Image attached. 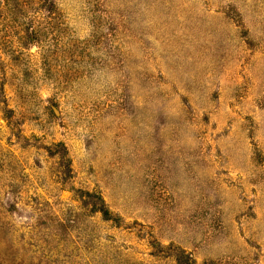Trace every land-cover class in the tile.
Wrapping results in <instances>:
<instances>
[{
    "label": "rangeland",
    "instance_id": "374dc122",
    "mask_svg": "<svg viewBox=\"0 0 264 264\" xmlns=\"http://www.w3.org/2000/svg\"><path fill=\"white\" fill-rule=\"evenodd\" d=\"M0 264H264V0H0Z\"/></svg>",
    "mask_w": 264,
    "mask_h": 264
},
{
    "label": "trees",
    "instance_id": "16d2710c",
    "mask_svg": "<svg viewBox=\"0 0 264 264\" xmlns=\"http://www.w3.org/2000/svg\"><path fill=\"white\" fill-rule=\"evenodd\" d=\"M104 215H107L108 213H107V211H104V213H103Z\"/></svg>",
    "mask_w": 264,
    "mask_h": 264
}]
</instances>
